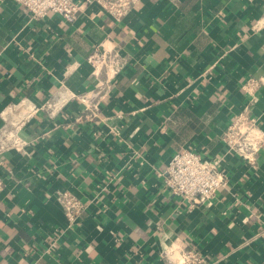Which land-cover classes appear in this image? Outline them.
I'll return each mask as SVG.
<instances>
[{
	"label": "crops",
	"instance_id": "crops-1",
	"mask_svg": "<svg viewBox=\"0 0 264 264\" xmlns=\"http://www.w3.org/2000/svg\"><path fill=\"white\" fill-rule=\"evenodd\" d=\"M98 48L118 72H93ZM21 101L39 110L23 148L0 149V264H167L172 248L264 264V147L250 164L222 140L241 114L264 131V0H138L119 21L91 4L72 22L0 0V144ZM183 148L228 174L206 202L165 183ZM60 192L83 204L72 224Z\"/></svg>",
	"mask_w": 264,
	"mask_h": 264
},
{
	"label": "built area",
	"instance_id": "built-area-1",
	"mask_svg": "<svg viewBox=\"0 0 264 264\" xmlns=\"http://www.w3.org/2000/svg\"><path fill=\"white\" fill-rule=\"evenodd\" d=\"M27 8L34 18L46 16L49 12L62 15L67 21H74L85 6L96 4L101 12L121 20L138 0H16ZM115 56L106 51L96 49L89 57L93 72L100 68L112 67L114 72L120 69ZM25 105V106H24ZM27 105V106H26ZM11 113L18 115L13 121L6 117L2 130L4 136L0 149L14 147L23 148L25 142L19 131L28 118L33 116L39 106L21 101L14 103ZM222 140L227 151L244 159L250 164L256 163V155L264 147V131L258 125L256 117L244 114L238 116L225 130ZM165 183L169 190L192 204L203 203L212 199L219 189L228 183V174L221 167L220 158H204L198 151L183 148L170 158L165 170ZM59 200L65 216L72 224L80 214L83 204L68 192H60ZM167 264H205L206 257L195 249H170L165 252Z\"/></svg>",
	"mask_w": 264,
	"mask_h": 264
}]
</instances>
